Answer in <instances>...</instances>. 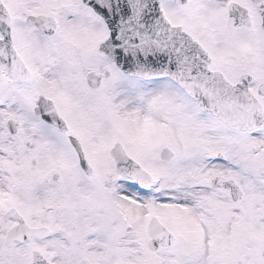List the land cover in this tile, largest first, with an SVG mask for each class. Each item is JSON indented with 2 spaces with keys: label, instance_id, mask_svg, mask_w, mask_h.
Instances as JSON below:
<instances>
[{
  "label": "snow or ice",
  "instance_id": "snow-or-ice-1",
  "mask_svg": "<svg viewBox=\"0 0 264 264\" xmlns=\"http://www.w3.org/2000/svg\"><path fill=\"white\" fill-rule=\"evenodd\" d=\"M0 264H264V0H0Z\"/></svg>",
  "mask_w": 264,
  "mask_h": 264
}]
</instances>
